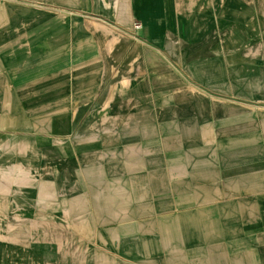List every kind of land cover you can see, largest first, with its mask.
<instances>
[{
	"label": "crops",
	"instance_id": "obj_1",
	"mask_svg": "<svg viewBox=\"0 0 264 264\" xmlns=\"http://www.w3.org/2000/svg\"><path fill=\"white\" fill-rule=\"evenodd\" d=\"M0 264H264V0H0Z\"/></svg>",
	"mask_w": 264,
	"mask_h": 264
},
{
	"label": "built area",
	"instance_id": "obj_2",
	"mask_svg": "<svg viewBox=\"0 0 264 264\" xmlns=\"http://www.w3.org/2000/svg\"><path fill=\"white\" fill-rule=\"evenodd\" d=\"M141 28V23L139 21H135L132 25V31L134 32L137 29Z\"/></svg>",
	"mask_w": 264,
	"mask_h": 264
}]
</instances>
